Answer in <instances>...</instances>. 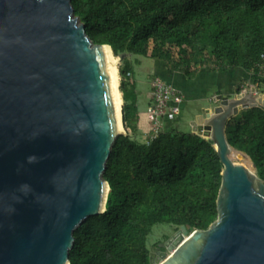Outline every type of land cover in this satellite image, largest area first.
<instances>
[{"label":"water","instance_id":"1","mask_svg":"<svg viewBox=\"0 0 264 264\" xmlns=\"http://www.w3.org/2000/svg\"><path fill=\"white\" fill-rule=\"evenodd\" d=\"M103 47L71 0H0V264H69L74 231L105 211L103 174L125 133ZM215 100L192 126L222 165L217 219L162 235L149 264H264V181L230 159L235 150L254 168L225 134L233 116L264 108V98L252 86Z\"/></svg>","mask_w":264,"mask_h":264},{"label":"trees","instance_id":"2","mask_svg":"<svg viewBox=\"0 0 264 264\" xmlns=\"http://www.w3.org/2000/svg\"><path fill=\"white\" fill-rule=\"evenodd\" d=\"M71 4L93 43L110 46L115 57L158 60L187 80L203 68L217 73L241 69L248 83L264 93V0ZM132 74L124 58L119 92L127 134L117 136L106 163L105 211L74 231L69 264H149L147 240L154 226L206 230L217 219L222 165L215 147L195 133L163 127L153 140L139 142L138 90ZM243 88L240 82L234 94ZM225 134L230 146L250 157L264 181V108L239 111L227 122Z\"/></svg>","mask_w":264,"mask_h":264},{"label":"rangeland","instance_id":"3","mask_svg":"<svg viewBox=\"0 0 264 264\" xmlns=\"http://www.w3.org/2000/svg\"><path fill=\"white\" fill-rule=\"evenodd\" d=\"M112 56L115 60V65L117 69L118 91H119V83H120L119 69L123 65V59L126 58L134 70V79H135V82L138 88L137 90L143 92V95L139 99V103H142L144 101V98L146 97V93L150 90V83L152 79L151 77L154 74V70H155L154 68L155 60L150 59L148 57H142V56H137V55H122L120 57H117V56L115 57L112 53ZM240 79H241L240 75L230 74V77L228 78V80H226L227 85L226 84H223V85L215 84V85H212L210 88H208V93L205 92V94H201V95H196L193 93V95H195L194 99L193 98L185 99L184 100L185 104L182 105L180 113H179L180 119H178V121H176L175 119V125L177 126V131L180 133L192 132L191 131L192 127L188 124L187 119L189 118L194 119L196 118L197 115L201 114V111L205 109L212 110L216 106V103L214 102L215 96H216V93L213 92L214 88L218 89V91H221L222 93H224V91L226 93H229L227 95H232L234 94V87L240 84L239 83ZM241 83L242 85H244L242 92L245 94L249 93L250 88L252 87V84L248 83V81L245 83V80L244 81L241 80ZM120 96H121V93H120ZM255 96H261L264 98V93L260 92L259 90L255 88ZM122 104H123V101L121 103V107H122ZM142 104L144 105L145 102ZM120 133L127 134L124 128L122 129V131H120ZM137 137H138L137 140L139 142L145 141V136H140V134H138ZM234 161H233L234 163H237V164L239 163L238 160H234ZM248 169L255 173L254 168L249 167ZM173 232H174L173 227L170 225L161 224V225L154 226L147 240V247L149 248L150 252H153L154 248L157 247L159 238L162 235L169 236Z\"/></svg>","mask_w":264,"mask_h":264},{"label":"crops","instance_id":"4","mask_svg":"<svg viewBox=\"0 0 264 264\" xmlns=\"http://www.w3.org/2000/svg\"><path fill=\"white\" fill-rule=\"evenodd\" d=\"M154 74L152 75V79L154 77H159L161 78L164 82H166L167 84H169L173 89L177 90L181 96H182V104L181 107L184 103L185 99H190V98H195V95H201V94H205L208 93V88H210L212 85L215 84H226L227 82L226 80H228V78L230 77V74H238L241 76V79L239 81V83L242 81H246L248 80L249 76L242 71L241 69H235V70H229L227 72L224 73H217V72H211L205 68L201 69L198 73V75L196 76L195 79L193 80H187L186 78L183 77V75H181L180 73H171L169 72L164 65L159 62L158 60H155L154 62ZM151 79V80H152ZM132 80L134 81L135 85V79H134V70H133V74H132ZM137 87V85H136ZM138 89V88H137ZM211 90V89H209ZM218 91V89L213 90V92ZM221 92V91H220ZM222 93V92H221ZM222 94H229L226 93L224 91V93ZM143 95L142 91H138V95H137V110H138V132H137V136L138 134H140V136H145V140L147 137V121H146V110L149 107L150 103H151V83H150V90L146 93V97L144 98V101L142 103L145 102V104L143 105L142 103H139V99L141 98V96ZM193 96V97H191ZM203 108V107H202ZM202 112V111H201ZM180 114L176 115V116H165L163 121H162V127L163 129H176L177 130V126L175 125V119L176 121H178ZM178 117V118H177ZM192 120L193 119H187L188 124L192 127L191 128V133H193V126H192ZM175 125V126H174ZM144 142V141H143Z\"/></svg>","mask_w":264,"mask_h":264},{"label":"built area","instance_id":"5","mask_svg":"<svg viewBox=\"0 0 264 264\" xmlns=\"http://www.w3.org/2000/svg\"><path fill=\"white\" fill-rule=\"evenodd\" d=\"M181 104L182 96L177 90L159 77L151 80V103L146 110L148 127L145 142L153 140L161 132L165 116H176L180 113Z\"/></svg>","mask_w":264,"mask_h":264},{"label":"bare ground","instance_id":"6","mask_svg":"<svg viewBox=\"0 0 264 264\" xmlns=\"http://www.w3.org/2000/svg\"><path fill=\"white\" fill-rule=\"evenodd\" d=\"M105 53L107 73L109 86L111 91L112 105L115 116V123L118 131H122L121 127V96L118 91V77H117V69L115 65V60L112 56L111 49L109 47H103L102 49ZM229 157L232 161L238 160L240 165L244 167H251L250 162L247 158L243 157L241 154L236 152L235 150H231ZM235 162V161H234Z\"/></svg>","mask_w":264,"mask_h":264},{"label":"flooded vegetation","instance_id":"7","mask_svg":"<svg viewBox=\"0 0 264 264\" xmlns=\"http://www.w3.org/2000/svg\"><path fill=\"white\" fill-rule=\"evenodd\" d=\"M217 105V104H216ZM176 231H174L173 233H175ZM173 233L171 234V235H169V236H167V240L173 235ZM159 243V242H158ZM164 244V243H163ZM163 249L162 248H160V245L159 244H157V247L156 248H154V250H153V252L152 253H154L155 255L158 253V251H162Z\"/></svg>","mask_w":264,"mask_h":264}]
</instances>
